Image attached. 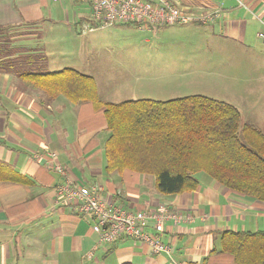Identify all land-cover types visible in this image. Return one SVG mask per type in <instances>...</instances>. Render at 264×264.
Returning <instances> with one entry per match:
<instances>
[{"label": "crops", "instance_id": "1", "mask_svg": "<svg viewBox=\"0 0 264 264\" xmlns=\"http://www.w3.org/2000/svg\"><path fill=\"white\" fill-rule=\"evenodd\" d=\"M169 1L196 12L219 10L218 20L207 26L220 56L218 70L224 73L219 77L225 80L226 98L217 99L235 107L243 123L264 132V41L256 35L264 21V0ZM89 14L81 2L0 0V26L12 27L10 38H4L7 50L0 49V64L15 59L27 69L32 63L27 56L40 54L34 64H42L43 71L65 69L52 53L47 55L37 33L46 22L57 29L64 22L78 32ZM17 73L16 67L0 66V165L8 168L0 173L6 177H0V264H236L219 252L221 233L264 231V202L232 192L205 174L196 176L197 190L180 195L158 193L152 176L105 174L102 110L61 96L48 101ZM52 164L124 208L144 211L165 205L191 214L194 222L164 224L159 239L170 246L168 254L155 255L147 245L124 237L99 244L96 220L57 197L55 187L62 179Z\"/></svg>", "mask_w": 264, "mask_h": 264}, {"label": "trees", "instance_id": "2", "mask_svg": "<svg viewBox=\"0 0 264 264\" xmlns=\"http://www.w3.org/2000/svg\"><path fill=\"white\" fill-rule=\"evenodd\" d=\"M10 29L0 26V35L9 39ZM1 50H7L5 42ZM39 55L27 56L32 58L27 69L15 59L0 66L16 67L24 85L42 91L48 101L61 96L102 110L105 174L152 176L158 193L180 195L197 190L201 173L232 192L264 202V132L241 124L232 105L202 95L104 102L94 81L75 69L40 71L34 64ZM1 170L8 168L0 165ZM219 252L232 256L236 264H264V231H224Z\"/></svg>", "mask_w": 264, "mask_h": 264}, {"label": "rangeland", "instance_id": "3", "mask_svg": "<svg viewBox=\"0 0 264 264\" xmlns=\"http://www.w3.org/2000/svg\"><path fill=\"white\" fill-rule=\"evenodd\" d=\"M190 11L200 17L219 10ZM218 18L205 24L158 27L156 31L116 25L82 32L83 26L90 23L87 18L81 22L78 32L72 27L69 29L64 22L58 29L46 22L37 35L43 39L47 55L52 53L61 69L73 68L89 76L96 85L99 99L104 102L164 101L190 95L225 99V80L219 77L221 70H218L220 56L211 43L215 37L207 27ZM4 38L0 35V49ZM41 67L42 64L38 67L40 71ZM216 70L217 76L210 78L208 75ZM221 74L224 75L222 71ZM243 121L244 118L240 119L241 124ZM100 192V197L107 198Z\"/></svg>", "mask_w": 264, "mask_h": 264}, {"label": "built area", "instance_id": "4", "mask_svg": "<svg viewBox=\"0 0 264 264\" xmlns=\"http://www.w3.org/2000/svg\"><path fill=\"white\" fill-rule=\"evenodd\" d=\"M67 1L85 3L89 7L90 23L83 26L82 32L128 24L138 29L156 31V28L163 26L198 22L205 24L220 17L219 11L198 17L191 14L189 9L175 6L169 0ZM257 38L264 41V24L257 32ZM50 157L55 160L56 154L50 153ZM51 167L62 179L55 187L57 197L63 204L82 214L91 215L96 220L99 244H108L124 237L147 245L155 255L168 254L170 246L159 239L164 232V224L170 222L173 226H178L194 222L191 214L178 212L165 205H158L152 210H129L108 197H100L95 187L86 188L78 185L59 164H52Z\"/></svg>", "mask_w": 264, "mask_h": 264}]
</instances>
